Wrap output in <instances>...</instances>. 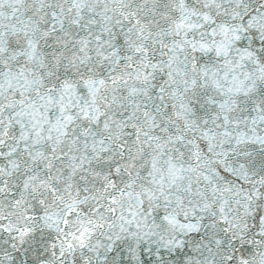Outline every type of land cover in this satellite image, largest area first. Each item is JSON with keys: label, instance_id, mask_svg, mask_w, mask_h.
Instances as JSON below:
<instances>
[{"label": "snow or ice", "instance_id": "obj_1", "mask_svg": "<svg viewBox=\"0 0 264 264\" xmlns=\"http://www.w3.org/2000/svg\"><path fill=\"white\" fill-rule=\"evenodd\" d=\"M0 264H264V0H0Z\"/></svg>", "mask_w": 264, "mask_h": 264}]
</instances>
